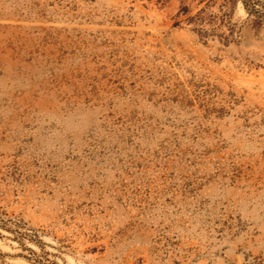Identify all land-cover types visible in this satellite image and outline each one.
<instances>
[{
    "label": "rangeland",
    "instance_id": "1",
    "mask_svg": "<svg viewBox=\"0 0 264 264\" xmlns=\"http://www.w3.org/2000/svg\"><path fill=\"white\" fill-rule=\"evenodd\" d=\"M0 0V264H264V0Z\"/></svg>",
    "mask_w": 264,
    "mask_h": 264
},
{
    "label": "trees",
    "instance_id": "2",
    "mask_svg": "<svg viewBox=\"0 0 264 264\" xmlns=\"http://www.w3.org/2000/svg\"><path fill=\"white\" fill-rule=\"evenodd\" d=\"M242 3L245 9L250 13V15L260 12V10L258 9V7L261 6L260 0H242Z\"/></svg>",
    "mask_w": 264,
    "mask_h": 264
}]
</instances>
